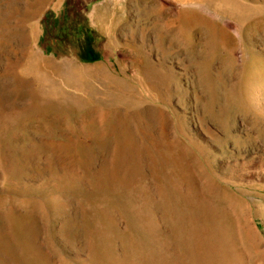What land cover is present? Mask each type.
<instances>
[{"label": "rangeland", "instance_id": "374dc122", "mask_svg": "<svg viewBox=\"0 0 264 264\" xmlns=\"http://www.w3.org/2000/svg\"><path fill=\"white\" fill-rule=\"evenodd\" d=\"M104 1L0 0V264H264V0Z\"/></svg>", "mask_w": 264, "mask_h": 264}, {"label": "crops", "instance_id": "0c3cea01", "mask_svg": "<svg viewBox=\"0 0 264 264\" xmlns=\"http://www.w3.org/2000/svg\"><path fill=\"white\" fill-rule=\"evenodd\" d=\"M104 2H106V0L104 1ZM102 22H101V34H103V35H107L106 33V31H107V25H106V21H104V23H103V20H101ZM109 44H110V42H109Z\"/></svg>", "mask_w": 264, "mask_h": 264}, {"label": "trees", "instance_id": "16d2710c", "mask_svg": "<svg viewBox=\"0 0 264 264\" xmlns=\"http://www.w3.org/2000/svg\"><path fill=\"white\" fill-rule=\"evenodd\" d=\"M93 59H96V58L94 57V58H92V59H90V60H93Z\"/></svg>", "mask_w": 264, "mask_h": 264}]
</instances>
